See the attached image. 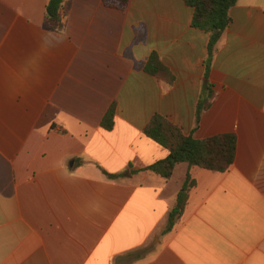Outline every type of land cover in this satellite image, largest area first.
<instances>
[{"label": "crops", "instance_id": "obj_1", "mask_svg": "<svg viewBox=\"0 0 264 264\" xmlns=\"http://www.w3.org/2000/svg\"><path fill=\"white\" fill-rule=\"evenodd\" d=\"M49 1L0 0V264H264V0L230 10L199 125L209 34L185 0H66L59 27ZM153 53L172 84L146 72ZM156 115L195 140L235 134L234 164L148 171L169 156L145 135Z\"/></svg>", "mask_w": 264, "mask_h": 264}, {"label": "trees", "instance_id": "obj_2", "mask_svg": "<svg viewBox=\"0 0 264 264\" xmlns=\"http://www.w3.org/2000/svg\"><path fill=\"white\" fill-rule=\"evenodd\" d=\"M66 0H50L47 6V17L50 25L59 27L62 24V7ZM106 7L125 11L129 0H103ZM238 0H185L187 6L193 9L192 27L209 34L208 56L205 62V81L197 106V125L201 117L207 111L215 99V93L209 82V72L213 57L232 19L230 10L237 4ZM146 72L160 79H166L170 84L174 77L160 61L159 56L153 53L146 65ZM115 106L113 105L102 121V127L112 130L114 127ZM145 135L154 140L169 152V156L162 161L152 165L151 171L162 178L169 180L174 174L178 164L186 163L189 167H200L202 169L225 173L235 162L237 151V137L235 134H223L213 136L204 140H195L184 134L182 129L163 116L156 115L152 118L145 129ZM110 179H120L125 174L111 175ZM195 183L187 175L185 183L178 193L176 204L171 210L168 224L164 233L173 230L176 223L181 219L188 201V193Z\"/></svg>", "mask_w": 264, "mask_h": 264}]
</instances>
